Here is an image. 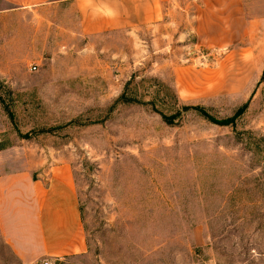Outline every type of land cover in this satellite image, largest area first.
I'll list each match as a JSON object with an SVG mask.
<instances>
[{"label":"rangeland","instance_id":"1","mask_svg":"<svg viewBox=\"0 0 264 264\" xmlns=\"http://www.w3.org/2000/svg\"><path fill=\"white\" fill-rule=\"evenodd\" d=\"M161 10L88 34L0 0V171L66 163L86 244L33 264H264V0Z\"/></svg>","mask_w":264,"mask_h":264},{"label":"crops","instance_id":"2","mask_svg":"<svg viewBox=\"0 0 264 264\" xmlns=\"http://www.w3.org/2000/svg\"><path fill=\"white\" fill-rule=\"evenodd\" d=\"M3 1L24 7H71L80 31L88 34L151 23L162 15L161 0ZM0 233L23 264L85 251L77 191L66 163L42 172L0 171Z\"/></svg>","mask_w":264,"mask_h":264},{"label":"built area","instance_id":"3","mask_svg":"<svg viewBox=\"0 0 264 264\" xmlns=\"http://www.w3.org/2000/svg\"><path fill=\"white\" fill-rule=\"evenodd\" d=\"M43 264H52V263L50 261H44Z\"/></svg>","mask_w":264,"mask_h":264}]
</instances>
